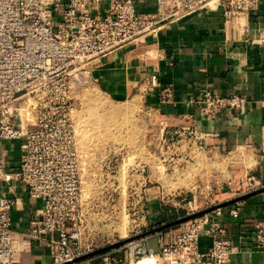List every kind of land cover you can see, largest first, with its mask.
<instances>
[{
  "label": "built area",
  "instance_id": "built-area-1",
  "mask_svg": "<svg viewBox=\"0 0 264 264\" xmlns=\"http://www.w3.org/2000/svg\"><path fill=\"white\" fill-rule=\"evenodd\" d=\"M217 2L227 21L249 17L260 0H155L149 13L139 10L138 0H0V140L21 142L20 170L4 173L0 181L16 180L30 198L41 200L42 211L30 220L29 240L49 249L52 264H131L143 257H156L158 264H228L234 253L227 229L222 225L224 208L190 219L178 229L156 230L158 250L147 237L114 246L95 260L90 252L78 251V210L82 205L80 154L69 103L71 72L89 71L91 62L128 44L143 32L156 33ZM243 34L248 35L246 26ZM264 42V32L260 34ZM156 85V76L152 79ZM36 98L35 119L23 128L20 109L12 103ZM164 102L174 100L169 87L161 92ZM241 96H218L205 90L187 101L203 114L216 117L223 110H239ZM11 105V106H10ZM17 120L20 122L18 123ZM17 200L0 194V264H15L16 233L12 210ZM207 207V206H206ZM241 201L230 213L238 214ZM212 237L206 251L200 234ZM255 244L264 250V227L256 224ZM84 260H82V259ZM82 260V261H80Z\"/></svg>",
  "mask_w": 264,
  "mask_h": 264
},
{
  "label": "crops",
  "instance_id": "crops-1",
  "mask_svg": "<svg viewBox=\"0 0 264 264\" xmlns=\"http://www.w3.org/2000/svg\"><path fill=\"white\" fill-rule=\"evenodd\" d=\"M138 5L142 13H149L155 9V0H138ZM263 32L264 0L258 10L238 22L227 21L221 6L201 10L163 24L156 33L143 32L134 43L92 61L86 73L112 102L140 99L171 122L177 121L170 128H192L215 149L252 148L250 155L256 163L251 186L242 192L251 193L264 189V42L259 41ZM167 87L173 90L174 100L164 102L161 92ZM205 90L218 96H241L245 101L239 110H223L216 117L203 115L187 101ZM21 156L20 140H0L4 173H18ZM0 194L17 200L12 210L15 264H52L48 247L27 238L30 220L42 211L41 200L30 198L14 179L0 181ZM233 205L223 207L222 225L234 247L228 264H264V250L255 244L256 224L264 227V190L241 200L238 214L230 213ZM160 207L162 214H157L162 217L166 210L171 212ZM171 214L176 217L163 221L158 230L189 216L178 209ZM211 243L212 237L202 231L200 249L206 251Z\"/></svg>",
  "mask_w": 264,
  "mask_h": 264
},
{
  "label": "rangeland",
  "instance_id": "rangeland-1",
  "mask_svg": "<svg viewBox=\"0 0 264 264\" xmlns=\"http://www.w3.org/2000/svg\"><path fill=\"white\" fill-rule=\"evenodd\" d=\"M69 79L82 197L73 231L79 237L78 251L92 250L88 257L98 260L114 246L145 237L158 250L154 233L163 222L161 204L163 209L193 216L211 203L245 195L242 192L251 186L256 163L252 148L220 151L192 128H170L177 121L171 122L140 99L112 102L83 68L73 70ZM24 104L12 103L19 109ZM189 220L163 231L178 229Z\"/></svg>",
  "mask_w": 264,
  "mask_h": 264
},
{
  "label": "bare ground",
  "instance_id": "bare-ground-1",
  "mask_svg": "<svg viewBox=\"0 0 264 264\" xmlns=\"http://www.w3.org/2000/svg\"><path fill=\"white\" fill-rule=\"evenodd\" d=\"M213 2H210L211 5ZM214 8V6H213ZM242 18V16H241ZM32 100V101H31ZM24 106L20 109V113H21V118H22V127L25 128L28 125V122H33L34 118H35V105H36V101L33 98L30 99H26L24 102ZM141 103V101H140ZM24 121H26V124L24 123ZM242 147V146H241ZM243 148V147H242ZM156 257H143L140 261H138L137 264H155L156 261Z\"/></svg>",
  "mask_w": 264,
  "mask_h": 264
},
{
  "label": "water",
  "instance_id": "water-1",
  "mask_svg": "<svg viewBox=\"0 0 264 264\" xmlns=\"http://www.w3.org/2000/svg\"><path fill=\"white\" fill-rule=\"evenodd\" d=\"M263 190H264V189H261V190H257V191H255V192H251V193H248V194L242 195V196H240V197H238V198H236V199L230 200V201H228V202H226V203H221V204L217 205L216 207H224V206L227 205V204H232V203H235V202L241 201V200L247 198L248 196H250V195H252V194H254V193H257V192L263 191ZM214 208H215V207H212V208L206 209V210H204V211H202V212H200V213H197V214H195V215H193V216H188L187 218H185V219H183V220H178V221H175V222H173V223H170V224H168L167 226H172V225H174L175 223H178V222H181V221H185V220H188V219L195 218V217H197V216H200V215H202V214H205V213H207V212H210V211L213 210ZM167 226H165V227H167Z\"/></svg>",
  "mask_w": 264,
  "mask_h": 264
},
{
  "label": "trees",
  "instance_id": "trees-1",
  "mask_svg": "<svg viewBox=\"0 0 264 264\" xmlns=\"http://www.w3.org/2000/svg\"><path fill=\"white\" fill-rule=\"evenodd\" d=\"M173 211V209H171V212ZM171 212H168L166 210V212L163 215V221H168L169 219L172 220L173 218H175V214H171Z\"/></svg>",
  "mask_w": 264,
  "mask_h": 264
}]
</instances>
